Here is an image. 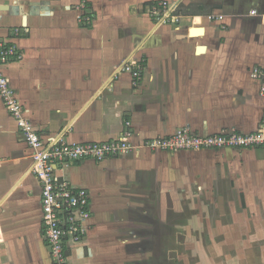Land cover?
Here are the masks:
<instances>
[{"label":"crops","instance_id":"crops-1","mask_svg":"<svg viewBox=\"0 0 264 264\" xmlns=\"http://www.w3.org/2000/svg\"><path fill=\"white\" fill-rule=\"evenodd\" d=\"M159 1L0 0V35L21 30L14 38L21 57L5 72L38 132L107 141L128 122L132 141L141 143L184 125L202 134L257 129L264 0H168L184 10L173 24L150 13ZM82 2L88 24L78 18ZM136 61L144 67L138 85L122 71ZM257 69L259 81L252 77ZM31 154L0 98V264H54ZM64 175L92 198L87 233L69 250L68 264H148V244L139 241L151 233L152 217L176 213L184 192L201 189L237 194L244 234L253 236V264H264V146L142 148L74 162Z\"/></svg>","mask_w":264,"mask_h":264},{"label":"built area","instance_id":"built-area-1","mask_svg":"<svg viewBox=\"0 0 264 264\" xmlns=\"http://www.w3.org/2000/svg\"><path fill=\"white\" fill-rule=\"evenodd\" d=\"M77 9L81 12L78 17L80 22H92L91 13L86 11L84 2L80 3ZM150 13L159 24H173L182 19L178 2L168 0L153 4ZM20 34V28L16 27L7 35H0V98L32 151V172L41 184L44 238L54 264H68L69 250L83 241L88 221L92 217V198L89 190L74 186L64 175V171L72 163L84 160L101 162L142 148L177 152L226 148L239 150L264 146V114L257 129L247 133L231 129L215 134H202L185 125L172 134L134 143V133L127 122L120 137L107 141L71 142L63 132L44 137L30 121L29 110L18 98L5 72L8 64L21 57L14 39ZM143 69L140 61L122 65V71L126 70L132 74L134 85H138L142 79ZM252 77L259 81L262 72L257 69L252 73ZM260 94L264 96L262 80Z\"/></svg>","mask_w":264,"mask_h":264},{"label":"rangeland","instance_id":"rangeland-1","mask_svg":"<svg viewBox=\"0 0 264 264\" xmlns=\"http://www.w3.org/2000/svg\"><path fill=\"white\" fill-rule=\"evenodd\" d=\"M222 198L202 189L184 192L176 213L152 217L151 233L139 241L148 244V264H253V236H245L239 218L242 204L233 192Z\"/></svg>","mask_w":264,"mask_h":264}]
</instances>
